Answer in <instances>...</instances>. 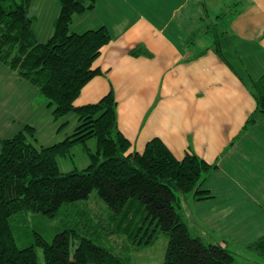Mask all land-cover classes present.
Here are the masks:
<instances>
[{"label": "trees", "instance_id": "16d2710c", "mask_svg": "<svg viewBox=\"0 0 264 264\" xmlns=\"http://www.w3.org/2000/svg\"><path fill=\"white\" fill-rule=\"evenodd\" d=\"M32 1L0 0V63L19 80L36 87L37 95L51 107L54 121L72 114L75 126L72 134L49 146L28 141L35 132L29 124H23L12 136L0 139V264H39L36 248L41 249L42 264H135L125 255V244L117 253L113 242L104 247L103 234L98 230L111 224L117 230L110 234L124 237L125 243L133 247L150 245L158 232L166 235L162 264H238L236 254L226 246L194 234L181 211V196L191 193L193 200L198 201L213 197L201 186L216 169L215 164H209L191 149L178 159L159 138L148 140L140 152L131 151L130 141L117 126V103L112 89L94 103L74 104L82 88L93 77L103 74L93 64L101 49L113 39L103 25L81 33L70 32L73 16L93 9L96 0H54L58 15L52 34L44 42L36 39L31 27L29 5ZM225 12L216 18L226 16ZM189 13L185 22L203 19L194 9ZM172 25L173 22L169 27ZM196 26L198 32H204L198 24H187L184 31L174 28L169 33H173L178 43ZM211 26L214 27L209 32L214 40L208 49L239 76L235 63L243 62L244 56L235 52L232 55V51L245 45L232 35L217 33L215 25ZM127 54L152 57L142 44ZM256 68L258 74L253 78L247 72V78H243L255 102L243 130L254 122L257 112L264 113V67ZM92 138L96 141L94 152L85 146ZM75 144H84L89 164L82 170L62 173L56 157L69 155ZM93 191L104 203L108 215L104 222L100 220L88 227L87 223L81 225L84 214L87 220V211L80 210L75 203L87 201ZM62 215L70 217L73 225H68L69 219L64 220L58 228L54 227L49 241L48 234L41 231L45 238L33 232L34 243L19 247L17 238H26L28 219L41 217L51 221L63 218ZM202 224L214 227L199 221L195 231L233 241L208 233L206 228L207 232H202L199 227ZM80 228L86 231L80 233ZM90 234H94L92 238ZM244 247L257 252L264 261V233Z\"/></svg>", "mask_w": 264, "mask_h": 264}, {"label": "crops", "instance_id": "0c3cea01", "mask_svg": "<svg viewBox=\"0 0 264 264\" xmlns=\"http://www.w3.org/2000/svg\"><path fill=\"white\" fill-rule=\"evenodd\" d=\"M113 1L96 0L92 10L72 18L71 32L81 33L103 25L113 36L93 64L103 74L93 77L82 88L74 104L94 103L112 89L117 103V126L130 141L131 151L140 152L148 140L159 138L178 159L191 149L209 164L228 161V169H237V173L242 167H262L263 173L258 174L257 179L247 171L244 179L231 180L239 184L237 187L241 194L238 199H230V203L239 205L249 202L264 215V131L252 127L255 120L243 130L247 118L255 109L245 80L208 48L198 57L195 55L201 50L194 52L189 59L183 58L175 39L167 36V24L173 22L178 14L186 11V15L182 14L186 19L190 10L194 9L204 18L200 6H194L192 0H183L185 2L178 5L171 16L157 17L162 12V6L156 3L158 0H132L133 4H127V0ZM226 2L229 6L223 12L226 11L227 15L216 20L217 33L225 32L245 45L232 51V55L235 52L244 56L243 62H237L240 68L249 66L248 59L255 53H260L256 66L263 68L264 0H225L222 3ZM107 9H112V12ZM219 9L221 7L212 10ZM58 10L54 0H33L29 5V14L33 18L31 27L39 42L52 34ZM97 10L99 15H93L97 14ZM206 10L203 12L207 13ZM88 18L91 24L86 23ZM139 44L152 57L127 54ZM4 69L5 66L0 63V72ZM14 76V82L20 85L21 81ZM11 77L12 73H7L4 88V94L9 93L10 100L14 94L13 81L10 86ZM66 123L64 121L62 126ZM252 136L259 137L262 142L258 140L259 145H256ZM203 187L209 190L205 181ZM209 192L212 195L211 190ZM210 219L203 218L201 221L210 223ZM224 223L229 230H237L233 223V227L228 226L226 221ZM253 224L257 233L254 237L264 233V224Z\"/></svg>", "mask_w": 264, "mask_h": 264}, {"label": "rangeland", "instance_id": "374dc122", "mask_svg": "<svg viewBox=\"0 0 264 264\" xmlns=\"http://www.w3.org/2000/svg\"><path fill=\"white\" fill-rule=\"evenodd\" d=\"M114 2L113 0H111ZM132 0H127V4H130ZM186 1V0H185ZM183 0H158L157 4L161 5V13L157 15V17L165 16L167 17L174 14L175 8L180 5ZM190 1V0H188ZM225 0H192L195 6H200V10L205 15L203 19H188L185 22V18L183 15H186V11L178 14L177 17L174 18L171 27L167 24V36L171 39H174L173 33H169V31L175 30L174 28H180L184 31L187 27V24H198L204 30V32H198V26L193 28V32H187L182 40H179L177 43V49L182 53L183 58L189 59L192 54L198 50H205L209 46L212 45L214 37L209 31H212L211 24L216 26V15L223 12L228 6V2ZM57 3V2H56ZM133 4V2L131 3ZM105 5V4H104ZM221 7L219 10H212L213 8ZM97 8V6H96ZM207 9V13H204ZM92 10V9H91ZM89 11V10H87ZM107 11L112 12V9H107ZM86 12V11H85ZM173 12V13H172ZM99 15V10L96 12ZM83 14V13H82ZM183 14V15H182ZM190 14V13H188ZM89 15V14H87ZM197 15V14H195ZM85 17V16H84ZM89 17V16H86ZM72 23V21H71ZM70 23V26H71ZM87 24H91L90 18H88ZM69 26V29H70ZM97 26V25H96ZM100 26V25H99ZM73 27L76 29V22H74ZM98 27V26H97ZM95 27V28H97ZM89 28V27H88ZM94 28V29H95ZM81 30V29H78ZM71 32V31H70ZM186 38L190 40V42L186 43ZM47 40V39H46ZM45 40V41H46ZM193 41V42H191ZM44 42V41H43ZM260 58V53H255L253 57H249V66L246 68L241 67L238 63H235L237 68V73L241 78L246 77L247 74L249 78H253L254 75L258 74L256 71V65L258 64ZM3 65V64H2ZM4 66V65H3ZM12 73L11 83L13 81V99H9V93L7 95L4 94L5 88V77L7 73ZM250 73V74H249ZM253 74V75H251ZM14 73L11 72L8 67L5 66L3 72H0V139L8 138L16 133L23 124H29L34 126V136L33 138L28 139L29 142L33 141L35 145L49 146L54 143L59 142L64 136L73 133V124L75 121V117L72 114H67L60 118L59 120L54 121L51 116V107H49L43 98L37 95L36 87L32 86L25 80H20L21 84L17 85L14 79ZM18 81V78H16ZM247 82V81H245ZM11 88V89H12ZM10 89V91H11ZM26 94L25 99L23 101V96ZM21 96V99L17 100V97ZM26 103L28 105L24 106ZM21 105V106H19ZM255 123L252 125L255 129H261L264 131V113L257 112L254 116ZM64 121H67L65 126H60ZM58 129V130H57ZM66 134V135H65ZM256 145H259V142L262 140L259 137L252 136ZM259 140V142H258ZM238 141V140H236ZM85 146L91 151L94 152L96 149V141L95 139H88L85 142ZM242 150V148L240 149ZM226 154V152H225ZM57 166L60 172L68 173L74 169L82 170L86 168L89 164V158L84 152V144H75L70 151V154L67 156H57L56 157ZM216 165V164H215ZM260 165V164H259ZM218 166V167H217ZM261 166V165H260ZM217 169H213L209 177L205 180V186L208 187L212 192V198L205 200H193L192 194H186L185 196H181V211L184 214V217L191 229V231L196 234L198 233L201 237L211 243H217L222 246H226L229 250L234 252L237 256L238 264H264L262 258L257 254V252H251L248 249H245L244 245L252 242L256 239V225L253 223L258 222V226H262L264 224V215L254 209L249 202H241L239 205L230 203V199L240 198V190L237 187L239 184L231 181L232 179H244V175L247 171L253 173V175L257 179L258 174L263 173V168H244L242 167L239 173H237V169H228V161H219L218 165H216ZM220 168V170L218 169ZM231 176V177H229ZM229 179V180H226ZM204 183V181H203ZM203 183L201 188L203 189ZM77 208L80 210H85L87 220H84L81 225L87 223V226L94 225L95 223L102 220L103 222L107 217V209L104 203L97 197L96 192L93 191L87 201L77 202ZM79 204H82V207H79ZM71 207V206H67ZM66 207V208H67ZM106 209V210H105ZM66 213V211H65ZM64 213V214H65ZM63 216V215H62ZM61 216V217H62ZM39 219H28L27 231L25 230L26 238L21 240L18 239L19 247H24L34 243L33 232L41 234L45 238H47L44 234H48L50 238H47L49 241L54 235L55 231L54 227L57 228L62 225L64 220H70L69 224L73 225V220L69 218H59L54 220H46L44 218L38 217ZM205 219H210V225L214 226L209 228L208 224H202L205 227L200 226L202 232H207L204 228L208 229V233L219 234L220 236H225L227 238L232 239L233 241L220 239L215 235L209 236L204 233H199L195 231V224L199 221ZM207 221V220H206ZM228 222V226L233 227L231 223L235 225L237 230H229L224 222ZM232 221V222H231ZM204 222V221H201ZM230 222V223H229ZM81 227V226H80ZM249 229V230H246ZM90 229V228H89ZM88 229V231H89ZM117 228L111 224V226L106 227L104 230H98L101 235V242H103L104 247H107L108 242L110 246L113 242V247L115 248V252L117 253L119 249H121L125 244V255H128L131 258L132 263L135 264H162L167 248L168 238L163 233H156L150 245L133 247L129 243H125V238L119 235L112 236L110 232L116 231ZM44 233H42V232ZM80 233L86 231L85 229H79ZM53 234V235H52ZM99 234V233H98ZM94 234H90L89 237L92 238ZM17 241V240H16ZM37 258L39 264H42V253L40 248H36Z\"/></svg>", "mask_w": 264, "mask_h": 264}]
</instances>
